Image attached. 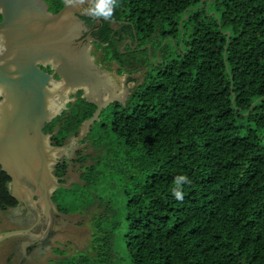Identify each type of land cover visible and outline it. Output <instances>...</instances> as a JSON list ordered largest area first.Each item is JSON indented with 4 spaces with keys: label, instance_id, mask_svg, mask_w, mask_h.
<instances>
[{
    "label": "trees",
    "instance_id": "1",
    "mask_svg": "<svg viewBox=\"0 0 264 264\" xmlns=\"http://www.w3.org/2000/svg\"><path fill=\"white\" fill-rule=\"evenodd\" d=\"M112 18L117 29L102 19L97 32L100 62L120 72L135 60L141 78L89 124L91 151L53 165L58 211L94 205L91 252L56 264H264V0H116ZM133 34L149 58L122 51ZM74 94L43 125L53 145L95 108ZM70 162L80 181L67 185ZM181 175L191 183L177 200ZM8 181L0 169V210L16 203Z\"/></svg>",
    "mask_w": 264,
    "mask_h": 264
},
{
    "label": "water",
    "instance_id": "2",
    "mask_svg": "<svg viewBox=\"0 0 264 264\" xmlns=\"http://www.w3.org/2000/svg\"><path fill=\"white\" fill-rule=\"evenodd\" d=\"M86 2L81 5L88 9ZM79 12L78 4L64 3L50 13L44 0H0V169L8 175V192L17 203L37 204L45 215L59 212L50 197L63 185L51 167L58 160L53 151L61 146L51 144L42 131L44 123L65 107L64 101L50 104L53 94L57 89L61 97L73 89L84 90L82 96L95 105L79 125L84 134L108 102L123 101L111 91L102 97L112 82L88 54L89 41H77L82 27ZM87 17L105 19L88 12ZM53 57L51 72L39 66ZM25 230L6 231L0 238Z\"/></svg>",
    "mask_w": 264,
    "mask_h": 264
},
{
    "label": "rangeland",
    "instance_id": "3",
    "mask_svg": "<svg viewBox=\"0 0 264 264\" xmlns=\"http://www.w3.org/2000/svg\"><path fill=\"white\" fill-rule=\"evenodd\" d=\"M96 65L107 72L108 78L112 82L110 83L111 90L105 89L102 92L103 98L107 97L108 91H111L116 97L124 100L141 78L142 67L131 72L127 70L118 72L114 62L105 64L99 61ZM59 92L60 90L56 91L52 96L51 102L55 101L56 106L60 104L57 102L61 94ZM83 136L82 128H78L76 133L65 138L61 147L53 151L56 158L74 157L76 149H81L83 153L91 151V147L86 142L81 141ZM79 170L78 162H70L65 174L67 185L80 181ZM93 206L91 205L82 211L69 213L59 211L46 214L44 219L40 220L41 223L35 225L31 232L19 236L25 243H32L33 245L23 249L9 247L7 250H3L0 253V264H56L58 257L76 252H91L90 217L93 215ZM7 214L0 212V227L9 226L10 221ZM30 222L31 220L28 221V223ZM118 237L119 235L114 236L111 242L115 252L121 254L122 241ZM63 250V253L59 252Z\"/></svg>",
    "mask_w": 264,
    "mask_h": 264
},
{
    "label": "flooded vegetation",
    "instance_id": "4",
    "mask_svg": "<svg viewBox=\"0 0 264 264\" xmlns=\"http://www.w3.org/2000/svg\"><path fill=\"white\" fill-rule=\"evenodd\" d=\"M61 1H62V5H63L64 0H61ZM44 2L47 4V10L50 13L56 12V11L51 10V7H53V4H54L53 0H44ZM86 5L88 6V8L94 6L93 0H89L88 3L86 2ZM61 7H59V9ZM78 11H80V12H79V14H76V15L78 16V19L81 20V24H82L81 26L82 27L80 28V34L77 36V41L80 40L81 44H85L87 41H89V46L87 48L88 54L92 57L93 62L95 64H97V62L100 61L99 56L102 54L101 50L96 46V43L102 42L101 38L98 37V35H97V32L101 26V20L102 19H98L95 17H87V11H86V7L84 5L78 4ZM112 19H114V18H112ZM114 20L115 21L114 22L111 21V23H112L113 28L117 29L118 28L117 23L122 22V21L119 19H114ZM137 42L138 41H137L134 34H133V38L132 37L130 38V36L126 37L125 39H123V41L121 43L122 51H125L126 50L125 46H127V49L131 50V54L133 56H136V49L146 47L147 57L149 58L150 57V48H149L150 44L149 43H143V44L137 45ZM158 57H159V55H158V53H156L155 58H158ZM53 59H54V57L45 63H39V66L43 70L51 72V70H52L51 69V67H52V61L51 60H53ZM141 61H142V64L145 63L144 60H141ZM114 64H116V63L114 62ZM116 66L118 68L117 64H116ZM125 67H128V68L125 69ZM125 67H124V70L131 72L133 70H136L138 67H142V66H140V64H138L137 61L133 60L130 65L125 66ZM52 75L54 76L55 79H58V80L60 79L59 77L56 76L55 73H53ZM77 90H81V95H83L84 90L81 88L68 91L65 93L64 97L59 96V99L57 100V102L60 103L59 105H61V103L64 101V104L66 106V103L69 100L74 99V97H75L74 93ZM57 91H59V89H57ZM108 92L110 93V91H108ZM0 98H1V96H0ZM51 103H52L51 104L52 106L55 105V101H53ZM61 110H60V112H61ZM42 128H43V126H42ZM42 131H43V129H42ZM44 133H48V139L50 140V134L51 133H49V132H44ZM61 145H59V146H61ZM62 158H64V157H62ZM62 158L58 159L57 162L59 160H61ZM53 165H54V163L51 164L52 172H53ZM34 197L35 196L33 195V198ZM24 207L19 205V203H17V201H16L14 206L8 207L7 209H4V210H0V212H2V213H8L7 214L9 216L8 220L10 221L9 226L0 227V234L4 233L6 231H11V230L27 229L25 231H19V232L3 235L0 238V253H2L3 250H7V248H9V247L12 249L13 248L23 249L24 247H30L33 245L32 243H25V241L22 238H20L19 236L24 235V234H28L29 232H31L35 225H37L38 223H41L40 220L44 219L45 214L41 213L43 208L40 209V207L37 204H36V207H33L31 205V203H29L27 201L26 206H24ZM10 212H11V214H10ZM30 220H31V222L28 223V221H30Z\"/></svg>",
    "mask_w": 264,
    "mask_h": 264
},
{
    "label": "clouds",
    "instance_id": "5",
    "mask_svg": "<svg viewBox=\"0 0 264 264\" xmlns=\"http://www.w3.org/2000/svg\"><path fill=\"white\" fill-rule=\"evenodd\" d=\"M94 6L89 7L86 11L96 17H103L105 19L111 18L113 10L116 7V0H93ZM67 5H77L84 3V0H64ZM175 187L172 189V194L177 200L183 199V185L190 184L191 180L186 175L176 177L173 181Z\"/></svg>",
    "mask_w": 264,
    "mask_h": 264
},
{
    "label": "bare ground",
    "instance_id": "6",
    "mask_svg": "<svg viewBox=\"0 0 264 264\" xmlns=\"http://www.w3.org/2000/svg\"><path fill=\"white\" fill-rule=\"evenodd\" d=\"M56 87L58 88L59 87V84H56V85H54V90H56ZM50 104H52V103H50ZM54 219V218H53ZM53 221V220H52Z\"/></svg>",
    "mask_w": 264,
    "mask_h": 264
}]
</instances>
